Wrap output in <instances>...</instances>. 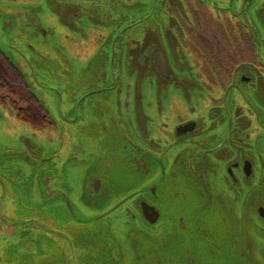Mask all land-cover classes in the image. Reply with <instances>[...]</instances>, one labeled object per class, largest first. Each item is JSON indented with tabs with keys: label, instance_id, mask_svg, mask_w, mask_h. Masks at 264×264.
<instances>
[{
	"label": "flooded vegetation",
	"instance_id": "1",
	"mask_svg": "<svg viewBox=\"0 0 264 264\" xmlns=\"http://www.w3.org/2000/svg\"><path fill=\"white\" fill-rule=\"evenodd\" d=\"M99 1L96 12L83 10L71 29L48 8L44 17L58 23L54 28L60 36L51 44L78 67L97 49L105 51L101 63L107 88L99 96L123 120L134 154L140 153L142 172H153L138 189L171 172L175 191L223 193L240 218L252 221L255 239L264 245V0ZM37 2L0 0V30L16 21L13 9ZM130 3H137L131 14ZM107 14L112 20L105 27ZM85 46L90 53L79 57L76 51ZM0 106L12 111L7 103ZM49 130L39 148L28 142L24 148L35 153L36 172H0V193L9 195L7 217L28 215L33 205L46 209V201L59 197L64 222L76 225L78 217L98 213L89 198L94 177L88 165L61 162L56 128L43 132ZM35 179L44 197L35 191L31 201ZM69 179H79L70 186L72 193L63 186ZM84 192H90L87 198ZM130 204L127 193L100 206L118 207L125 222ZM7 237L10 233H0V239ZM30 246L20 250L33 259L45 254L44 244Z\"/></svg>",
	"mask_w": 264,
	"mask_h": 264
},
{
	"label": "water",
	"instance_id": "2",
	"mask_svg": "<svg viewBox=\"0 0 264 264\" xmlns=\"http://www.w3.org/2000/svg\"><path fill=\"white\" fill-rule=\"evenodd\" d=\"M46 3L57 22L71 29L83 10L100 1ZM13 10L16 21L11 27L1 25L0 55L53 122L61 162L88 165L95 183L89 198L96 201L92 209L98 213L80 216L73 225L50 206L33 205L28 215L10 218L9 195L1 193L0 233L11 235L0 239L1 264H264V245L255 239L252 221L240 218L234 201L223 193L175 191L171 172L163 173L157 184L138 189L153 172H142L140 153L134 154L123 120L99 96L107 88L103 64L92 57L78 67L45 40L39 18H31L37 8ZM127 193L131 204L125 222L115 215L118 207L100 206ZM89 194L84 192L86 198ZM26 244H44L45 254L31 258L20 250Z\"/></svg>",
	"mask_w": 264,
	"mask_h": 264
},
{
	"label": "rangeland",
	"instance_id": "3",
	"mask_svg": "<svg viewBox=\"0 0 264 264\" xmlns=\"http://www.w3.org/2000/svg\"><path fill=\"white\" fill-rule=\"evenodd\" d=\"M34 1H36V0H34ZM98 1L99 0H97V2ZM41 3H43V4L40 5ZM133 4L137 5V3L127 4L128 5V13L129 14H131V9L133 7V6L131 7V5H133ZM32 7H33V9L37 8L38 9V13H33L31 18H33V17H38L39 18V20H40L39 22H40L41 28L44 29L46 31V33H47V36H46L45 40L48 41V42H51L56 36H60L59 34H57L59 32V30L57 28H54V26H56L58 23L56 24L53 20L52 21L45 20L44 16H48L47 14H45V11L43 10V8H45V9L47 8L46 0H41L40 3L37 2V5H34ZM88 11L96 12V9L93 6H90ZM97 14H99V13H97ZM42 17H43V19H42ZM111 20H112L111 17H109L108 14H107L105 19L101 23L102 26L106 27V22H110ZM70 47L71 48L73 47V49H76V44H70ZM78 49H81V50L85 49V50H83V52L81 51V53L76 51V53L78 54L79 57H85V55L87 54L88 49H89L88 53H90V51H91V48L89 46L81 47V48H78ZM104 54H105L104 50L97 49L95 51V53H94V57L99 62H101V61H103V59H105L104 58ZM92 57L93 56L89 57L88 59H91ZM74 63L75 64L77 63V61L75 59H74ZM119 88H121V85H119ZM0 95L2 97H8V98L10 97V96H8V94L5 91H2L0 93ZM12 99H13V101L16 100L15 98H12ZM48 132H50V130L46 131V132H43V131H40V132L38 131L37 132V131L31 130L27 125L19 122L16 119L14 113H12V111H10V109L2 108L0 106V172H5V171L6 172H12L13 171V172H18L19 174H22V173L23 174H27V172H36V166L37 165L34 162V160L36 159V157L34 156L35 153H34V155H32L30 151H28V150H26L24 148L26 146V142H28L34 148H39L41 146V143L43 145V142H45V140H43V137H45ZM56 133H57V130H56ZM57 135H58V133H57ZM120 172H123V170H121ZM35 180H36L37 186L35 184L33 189H32V187L29 188L30 192H33L32 193V197L31 198L29 197V199L31 201H35V191H37L36 192L37 195H40V196L44 197L43 193L41 192L42 191L41 190V185L38 183L37 179H35ZM78 181H79V179L78 180H74V181L69 179V181H67L66 184L63 181V184H65V185H63V184L62 185L65 186L66 189L70 193H72L73 191H72L70 186H73L74 184L78 185ZM58 187L61 188L60 183H58ZM0 195H1V193H0ZM58 198L49 200V202L46 204V207L53 206L55 212L57 214H59V215H62L64 208L59 203ZM3 209L4 208H2L1 211ZM73 211L75 213L78 212L76 206H73ZM115 215L117 217L123 219L122 216H124V212L118 211V212L115 213ZM6 229L8 231L10 230L9 225L6 226Z\"/></svg>",
	"mask_w": 264,
	"mask_h": 264
},
{
	"label": "trees",
	"instance_id": "4",
	"mask_svg": "<svg viewBox=\"0 0 264 264\" xmlns=\"http://www.w3.org/2000/svg\"><path fill=\"white\" fill-rule=\"evenodd\" d=\"M2 91L10 97L0 95V103L9 104L19 122L37 132L54 126L49 116L25 87L20 74L0 56V93ZM12 98H15L17 103H14Z\"/></svg>",
	"mask_w": 264,
	"mask_h": 264
}]
</instances>
